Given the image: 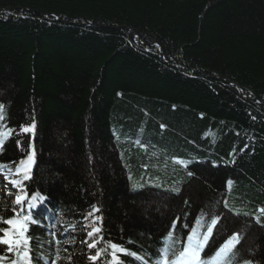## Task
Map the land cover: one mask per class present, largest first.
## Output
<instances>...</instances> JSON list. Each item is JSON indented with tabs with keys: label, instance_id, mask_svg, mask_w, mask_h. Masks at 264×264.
<instances>
[{
	"label": "trees",
	"instance_id": "16d2710c",
	"mask_svg": "<svg viewBox=\"0 0 264 264\" xmlns=\"http://www.w3.org/2000/svg\"><path fill=\"white\" fill-rule=\"evenodd\" d=\"M0 105V214L29 156L48 195L30 264H156L214 217L204 255L264 264V0H0Z\"/></svg>",
	"mask_w": 264,
	"mask_h": 264
},
{
	"label": "snow or ice",
	"instance_id": "6c2138e0",
	"mask_svg": "<svg viewBox=\"0 0 264 264\" xmlns=\"http://www.w3.org/2000/svg\"><path fill=\"white\" fill-rule=\"evenodd\" d=\"M4 106L0 105V121L4 119L3 115ZM3 125H0L2 128ZM33 124L31 128H34ZM30 128H23L22 131H30ZM7 135L5 132H0V148H2L4 143V136ZM31 156L28 158V162L21 161L20 165L16 168V173L18 175L23 176V180L30 179V162ZM183 163V162H181ZM0 167H3L0 165ZM191 175V173H189ZM14 188H16L17 194L15 195L14 203L19 206V210L16 208L12 209L13 215L4 219L2 214H0V224L4 225L0 227V247L4 248L5 253H11L13 259L8 261V264H30L31 257L30 247H29V227L32 224H35L37 221L33 217L34 211V201L38 198L40 201H43L45 198L39 193H35L32 195L31 200L28 199L27 190L23 186L22 180H11L10 181ZM231 181H228L229 187L231 186ZM174 191L178 192L179 189H174ZM11 195V193H9ZM28 201V206L25 209L24 202ZM93 211H99L94 208ZM261 212H264V209H260ZM88 215H92V213H88ZM97 220L100 217L96 218ZM219 217H214L211 220V223L208 226L207 232L201 234L200 227H202V218L201 221H197V228L192 229L191 233L187 235L186 242L182 244L181 247L176 248L175 250L170 251V244L175 243L174 240V232L169 231L165 240L170 242L166 244L164 248L160 250L159 259L156 261V264H224L226 258L229 253L235 247V244L239 242V234H233L230 238L226 239L222 245L215 250L214 254H205L202 257V253H204L205 248L208 246V241L212 236V230L216 225ZM95 223V221L93 222ZM174 227V226H170ZM100 228H93L92 232H89V237L93 236L95 233H98ZM89 247H95V243L89 244ZM110 247L113 249V255L115 258V253L121 252L126 255H132L135 259L141 260V264H145L141 257L137 256L135 253H129L125 249L118 247L116 244H110ZM101 253L98 252L96 256L91 257L90 259H97ZM210 256V258H209ZM7 259L6 255H0V264H5ZM59 260V255L56 257ZM245 264H250V262H245Z\"/></svg>",
	"mask_w": 264,
	"mask_h": 264
},
{
	"label": "rangeland",
	"instance_id": "374dc122",
	"mask_svg": "<svg viewBox=\"0 0 264 264\" xmlns=\"http://www.w3.org/2000/svg\"><path fill=\"white\" fill-rule=\"evenodd\" d=\"M10 160H12V159H10ZM0 178H1V177H0ZM3 181H4V180H1V182H0V191L5 190V186L3 185V183H4ZM14 199H15V198H14ZM28 199L31 200V197H30V198L28 197ZM36 201H37V200H36ZM36 201L33 202L34 205H36ZM27 202H28V201H25L24 204L27 203ZM146 212H147V211H146ZM115 257H116V256H115Z\"/></svg>",
	"mask_w": 264,
	"mask_h": 264
},
{
	"label": "bare ground",
	"instance_id": "6f19581e",
	"mask_svg": "<svg viewBox=\"0 0 264 264\" xmlns=\"http://www.w3.org/2000/svg\"><path fill=\"white\" fill-rule=\"evenodd\" d=\"M209 128V127H208Z\"/></svg>",
	"mask_w": 264,
	"mask_h": 264
}]
</instances>
